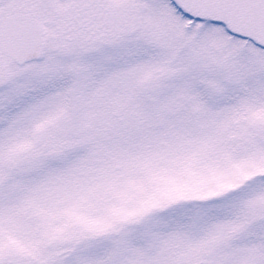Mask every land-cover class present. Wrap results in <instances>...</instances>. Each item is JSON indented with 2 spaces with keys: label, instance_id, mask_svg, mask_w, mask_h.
Segmentation results:
<instances>
[{
  "label": "snow or ice",
  "instance_id": "obj_1",
  "mask_svg": "<svg viewBox=\"0 0 264 264\" xmlns=\"http://www.w3.org/2000/svg\"><path fill=\"white\" fill-rule=\"evenodd\" d=\"M0 264H264V0H0Z\"/></svg>",
  "mask_w": 264,
  "mask_h": 264
}]
</instances>
